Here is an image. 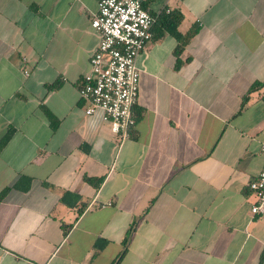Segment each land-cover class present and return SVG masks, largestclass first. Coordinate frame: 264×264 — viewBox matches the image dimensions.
<instances>
[{
  "label": "crops",
  "instance_id": "0c3cea01",
  "mask_svg": "<svg viewBox=\"0 0 264 264\" xmlns=\"http://www.w3.org/2000/svg\"><path fill=\"white\" fill-rule=\"evenodd\" d=\"M141 2L120 141L78 93L98 0H0V264H264V0Z\"/></svg>",
  "mask_w": 264,
  "mask_h": 264
},
{
  "label": "built area",
  "instance_id": "2783aa9c",
  "mask_svg": "<svg viewBox=\"0 0 264 264\" xmlns=\"http://www.w3.org/2000/svg\"><path fill=\"white\" fill-rule=\"evenodd\" d=\"M97 5L90 26L100 34V41L90 57L91 71L83 76L78 93L84 113L101 112L111 132L123 141L135 125L133 108L139 89L136 59L152 37L158 14L148 12L141 0H98ZM261 148L264 153V144ZM249 188L256 198L251 214L263 215L264 163Z\"/></svg>",
  "mask_w": 264,
  "mask_h": 264
},
{
  "label": "trees",
  "instance_id": "16d2710c",
  "mask_svg": "<svg viewBox=\"0 0 264 264\" xmlns=\"http://www.w3.org/2000/svg\"><path fill=\"white\" fill-rule=\"evenodd\" d=\"M171 16V15H170ZM181 19V15L178 14V13H174L172 14V17L171 19L168 21L169 22V26H168V29L170 31V33L172 35H174L176 38H178L179 40H184L186 37L190 36L191 34H193L195 32V29H191L187 35L183 36L182 34H180L177 29H176V25L177 23L179 22V20ZM140 117V114H137L135 116V122L139 119ZM49 119H50V124L51 126L54 128L57 124L56 120H54L52 117L49 116ZM11 136V129H9L3 136L2 138L0 139V148L8 141V139L10 138ZM6 190H3L1 193H0V200L1 198L3 197V194L5 193Z\"/></svg>",
  "mask_w": 264,
  "mask_h": 264
}]
</instances>
